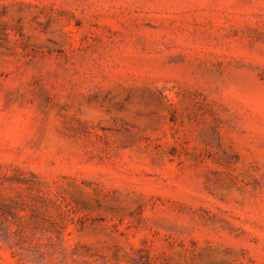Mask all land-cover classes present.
Instances as JSON below:
<instances>
[{"label": "rangeland", "instance_id": "obj_1", "mask_svg": "<svg viewBox=\"0 0 264 264\" xmlns=\"http://www.w3.org/2000/svg\"><path fill=\"white\" fill-rule=\"evenodd\" d=\"M0 264H264V0H0Z\"/></svg>", "mask_w": 264, "mask_h": 264}]
</instances>
